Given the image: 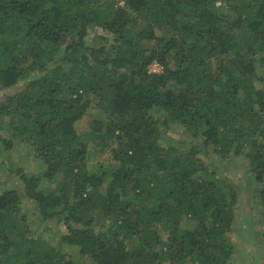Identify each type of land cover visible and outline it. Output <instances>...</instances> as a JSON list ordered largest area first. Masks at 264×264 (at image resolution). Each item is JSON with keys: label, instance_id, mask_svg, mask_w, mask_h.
Masks as SVG:
<instances>
[{"label": "trees", "instance_id": "16d2710c", "mask_svg": "<svg viewBox=\"0 0 264 264\" xmlns=\"http://www.w3.org/2000/svg\"><path fill=\"white\" fill-rule=\"evenodd\" d=\"M118 1L0 0V143L25 141L44 164L8 161L24 185L0 192V264H231L246 184L217 175L211 146L248 159L264 217V0ZM91 26L113 37L90 45ZM90 107L103 116L81 133ZM94 133L114 163L98 173ZM23 199L88 260L32 236Z\"/></svg>", "mask_w": 264, "mask_h": 264}, {"label": "rangeland", "instance_id": "374dc122", "mask_svg": "<svg viewBox=\"0 0 264 264\" xmlns=\"http://www.w3.org/2000/svg\"><path fill=\"white\" fill-rule=\"evenodd\" d=\"M109 0H101L100 6L107 5ZM124 0H119L117 5H124ZM235 5V4H234ZM217 9L219 13L225 17L232 15V8L223 6L221 2H218ZM98 34H103L106 37L112 38L113 35L108 31L102 30L97 26L89 27L87 34V41L91 44H97L101 42L100 39L94 38ZM264 53H257L254 55V59L259 56H263ZM256 67L258 77L254 79V83L258 88H264V63L256 60ZM174 90L177 87L173 84H169ZM11 89L2 91L0 88V99L5 93L10 92ZM12 91V90H11ZM99 116H103V112L96 108L90 107L88 113L85 114L82 119L77 123V128L81 133L91 131V127L94 120ZM106 119L105 122H109ZM106 123V124H107ZM8 120L1 127V134L5 137H9V130L7 129ZM173 130L180 134L184 139L191 140V137L184 131L178 123H174ZM95 141L90 144L88 148V166L92 172H101L109 167H113L114 163L111 160V151L109 147L102 144V139L98 133H94ZM164 143L169 144V138H163ZM196 142L200 143L201 140L197 139ZM211 153L214 154L218 165L217 175L230 176L236 179H243V196L237 206L236 216L232 224V230L228 233L229 239L234 245V253L231 258V264H264V217L261 214V202L259 197L260 185H258L252 175L251 170L248 168V159L244 155H235L233 152L228 156L221 157V153L216 152V149L211 146ZM213 155V156H214ZM8 161H11L15 165V169L18 167L23 168L26 173L30 175H36L40 173L44 167L43 162L36 156L33 148L27 142L20 139H12L11 148L5 150L3 144L0 143V192L6 188H16L22 190L23 181L15 174L10 172ZM110 174L106 176V182L110 181ZM47 188H54L55 184L45 183ZM107 183L102 185L103 192L106 191ZM29 206L25 199H23V210L29 213V223L32 236L39 237L46 240L50 244H54L63 249V252H71L76 259L82 258L79 254V250L73 246L61 244V231L59 224L55 220L42 221L41 218L33 214V209ZM28 207V208H27ZM34 215V216H33ZM165 229V226L163 227ZM137 242V239L135 240Z\"/></svg>", "mask_w": 264, "mask_h": 264}, {"label": "built area", "instance_id": "2783aa9c", "mask_svg": "<svg viewBox=\"0 0 264 264\" xmlns=\"http://www.w3.org/2000/svg\"><path fill=\"white\" fill-rule=\"evenodd\" d=\"M162 70V66L157 63V62H154L151 66H150V71L152 72H160Z\"/></svg>", "mask_w": 264, "mask_h": 264}]
</instances>
